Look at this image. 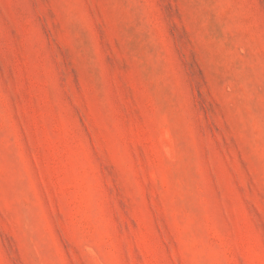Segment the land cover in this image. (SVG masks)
Masks as SVG:
<instances>
[{
	"label": "rangeland",
	"instance_id": "obj_1",
	"mask_svg": "<svg viewBox=\"0 0 264 264\" xmlns=\"http://www.w3.org/2000/svg\"><path fill=\"white\" fill-rule=\"evenodd\" d=\"M0 264H264V0H0Z\"/></svg>",
	"mask_w": 264,
	"mask_h": 264
}]
</instances>
